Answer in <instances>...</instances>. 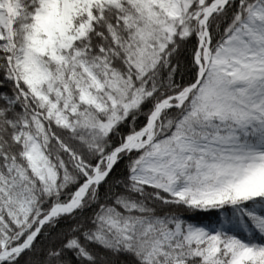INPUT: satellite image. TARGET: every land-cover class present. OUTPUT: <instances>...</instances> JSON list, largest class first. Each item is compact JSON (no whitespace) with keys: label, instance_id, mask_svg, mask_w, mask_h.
<instances>
[{"label":"snow or ice","instance_id":"1","mask_svg":"<svg viewBox=\"0 0 264 264\" xmlns=\"http://www.w3.org/2000/svg\"><path fill=\"white\" fill-rule=\"evenodd\" d=\"M0 264H264V0H0Z\"/></svg>","mask_w":264,"mask_h":264}]
</instances>
